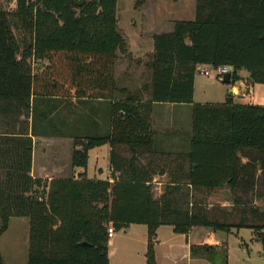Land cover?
<instances>
[{
    "label": "trees",
    "instance_id": "1",
    "mask_svg": "<svg viewBox=\"0 0 264 264\" xmlns=\"http://www.w3.org/2000/svg\"><path fill=\"white\" fill-rule=\"evenodd\" d=\"M15 1L14 11L0 10V100L29 111L32 97L115 99L117 55L127 52L118 0ZM198 66L231 67L232 84L245 70L252 84L264 85V0H197L194 21L176 22L173 31L155 35L149 99L129 95L114 101L111 134L76 141L73 167L87 170L89 151L106 144L133 152L149 146L152 106L193 104ZM32 150L31 138L0 137V237L11 218H28L29 264H110L108 230L130 225L149 228L147 264H157L154 239L162 225L182 235L194 227L247 228L264 247V207L254 204L255 198L264 203V107L232 98L193 106L185 178L194 192L229 188L233 207L220 215L182 197L156 200L151 180L138 170L126 169L113 183L89 180L86 173L79 179H35ZM111 160L114 171H121L119 154L113 151ZM200 251L228 264L227 248L192 247V254Z\"/></svg>",
    "mask_w": 264,
    "mask_h": 264
},
{
    "label": "crops",
    "instance_id": "2",
    "mask_svg": "<svg viewBox=\"0 0 264 264\" xmlns=\"http://www.w3.org/2000/svg\"><path fill=\"white\" fill-rule=\"evenodd\" d=\"M134 9L144 16L143 12L147 9V5L134 7ZM149 19L153 21V23L148 24L150 28L149 31L142 32L141 30L142 33H140V35L131 34V36H129L123 34L126 36L125 38L130 52L136 56L143 55L141 43L144 42L145 38H147L153 52L154 36L162 34L161 32L152 33L154 29L151 26L163 25L165 23H162L156 14L153 15V17H151L150 14ZM133 26L135 27L136 24H133ZM200 67L201 66H198L197 69ZM249 76L250 75L247 74L241 75L242 78L240 83H242L244 90V96L242 98L230 97L229 92L234 88V85H228L225 100L218 103H200L199 105H223L227 102L228 98H232L235 104L264 107V105L253 104L251 101H246L249 96H252V99L254 98L256 88L259 86V84H252L249 80ZM246 88H249L250 91L246 92ZM124 90H126V88H124ZM195 96L196 81L194 83L193 104H154L152 106L151 129L149 133L151 143L149 146H142L143 144H141L135 152L126 145H118L113 148L110 144H106L91 149L89 151V162L92 153L96 155L93 174L89 172V163L87 170L74 168L72 163L73 153L76 149V141L86 138L85 136H81L82 133H85V127L81 121V105H88L93 108L95 112L90 130L88 131L95 135L105 136L111 134L113 129L112 105L114 101L122 98L116 100H93L76 97H32L29 111L15 101L0 100V137L11 135L32 139L31 176L35 179H41L45 182H50L54 179H79L80 174L86 173L89 180H101L113 183L120 179L121 173L126 169L129 171L138 170L144 177L151 180L149 183L153 185L154 197L156 200H160L164 197H182L184 202L190 203V206H192L194 201H197L203 204L209 211L217 208V214L220 215L222 211L230 212L233 207L232 195L229 188H222L212 192L206 190L194 192L190 182L185 178V175L190 170V163L187 156L191 151L193 106L196 105ZM53 114L57 115L56 121H52ZM184 121L191 123L190 131L184 130ZM185 128L188 129L187 126H185ZM113 151L120 156L122 164L121 171H114L111 160ZM134 158L135 164L133 166L132 160H134ZM101 160H105L108 165L106 172L102 167ZM242 161L246 163L247 159L243 158ZM260 173L261 172H259V175ZM175 187H179L180 189L175 190ZM222 195L225 197L224 200L221 199ZM260 201L263 202V200L255 198L254 204L259 206ZM21 219H25V221H23L24 239L0 247V255L3 264H29L30 221L28 218ZM142 226L146 227V233L145 231L144 233L147 240L143 242L144 251H142L147 258L149 247V228L147 225H130L127 229L121 231V233L128 238L131 233L138 230L133 228H142ZM165 226L173 228L175 237L172 240H159V231ZM9 230L10 227L8 226L7 231L0 239ZM211 230L214 231L213 229ZM191 231L188 235H182L178 234L176 228L172 225L160 226L156 231L154 239L157 264H160V261L161 264H164L166 261L170 264H186L185 262L187 261V263L190 264L192 258L207 259L203 251H200V253L196 255L192 254V247L213 245H208V243L205 242L197 245L191 244ZM114 238L115 235L109 239L108 256L110 264H112V254L117 249V246L114 245L113 240H111ZM122 247L126 253L129 252L128 246L125 245Z\"/></svg>",
    "mask_w": 264,
    "mask_h": 264
},
{
    "label": "rangeland",
    "instance_id": "3",
    "mask_svg": "<svg viewBox=\"0 0 264 264\" xmlns=\"http://www.w3.org/2000/svg\"><path fill=\"white\" fill-rule=\"evenodd\" d=\"M196 4L197 0H118L117 4V18L118 29L122 34L131 36L140 35L143 31H149V25L153 23L149 19L156 14L161 20L163 25H152L154 29L152 33H165L171 32L174 29L176 22L179 21H194L196 18ZM147 5V9L142 13L137 12L134 7ZM16 9L15 0H0V10L8 12ZM170 15H169V14ZM165 19V20H164ZM167 23V24H166ZM133 24H136L134 27ZM142 30V32H141ZM18 37L23 34L16 32ZM124 36V35H123ZM126 36H124L125 38ZM126 40V38H125ZM127 42V40H126ZM138 44V43H136ZM142 53L141 56H136L129 50L127 43V52H119L115 65V79L117 91L115 99L126 98L129 95H139L143 100L149 99V89L151 85V64H152V50L150 48L147 38L141 43ZM201 70L208 71L209 76L203 75L198 70L195 75L196 81V104L213 102L218 103L225 100L227 95L228 85L223 84L217 76V72L210 66H201ZM249 75L245 70L239 72L241 75ZM126 88V93H120V90ZM251 101L253 104L264 105V86L259 85L256 88L254 98L249 96L246 100ZM82 123L85 127V133L81 136L93 137L99 136L90 133L93 117L95 116L94 109L88 105H81ZM54 121L57 118L56 114L52 115ZM56 121V120H55ZM187 126L188 129L185 128ZM191 123L184 121V130L190 131ZM92 130V129H91ZM83 132V131H82ZM104 136V135H102ZM95 153H92L89 162V172L93 174L95 165ZM104 171H107V163L101 160ZM108 162V160H107ZM227 196V194H226ZM229 197V195H228ZM224 196L221 199L224 200ZM218 199V200H221ZM259 207L263 208V202H259ZM27 220V219H26ZM25 219L11 218L9 227L10 230L0 239V247L15 241H22L24 239V222ZM28 221V220H27ZM0 219V228H1ZM138 229L131 233L128 238L121 232H115L113 244L117 249L112 254V264H147V258L143 253L144 245L146 242V227L133 228ZM143 229V230H142ZM145 231V233H144ZM175 237L173 228L165 226L159 231V240L169 241ZM184 239V238H183ZM190 242L193 245L202 242L208 243L215 247L227 248V263L228 264H264V247L262 242L254 240V234L251 229L242 228L239 230L233 229L230 232L226 231H212L208 228H192L190 234ZM128 246L129 252L123 250L122 246ZM122 248V249H121ZM143 250V251H142ZM186 264L187 261L185 262ZM222 264L221 260L215 259H199L192 258L190 264ZM161 264V261H160ZM163 264V263H162ZM164 264H170L167 261ZM179 264V263H176Z\"/></svg>",
    "mask_w": 264,
    "mask_h": 264
},
{
    "label": "water",
    "instance_id": "4",
    "mask_svg": "<svg viewBox=\"0 0 264 264\" xmlns=\"http://www.w3.org/2000/svg\"><path fill=\"white\" fill-rule=\"evenodd\" d=\"M221 82L226 85H234V88H232L229 92V96L232 98H242L244 96L243 93V85L242 83L237 82L235 84H232V78H231V73H228L227 75L224 76L223 79H221ZM250 89L246 88V92H249Z\"/></svg>",
    "mask_w": 264,
    "mask_h": 264
},
{
    "label": "built area",
    "instance_id": "5",
    "mask_svg": "<svg viewBox=\"0 0 264 264\" xmlns=\"http://www.w3.org/2000/svg\"><path fill=\"white\" fill-rule=\"evenodd\" d=\"M200 71L201 74L203 75H206V76H209L210 73L208 71H203L201 70V68H198L197 71ZM215 71L217 72V76L221 79L224 78L225 75H227L228 73H232L233 69L231 67H228V66H223V67H220L218 69H215ZM114 231L113 229H109L108 230V236L109 238L113 237L114 236Z\"/></svg>",
    "mask_w": 264,
    "mask_h": 264
}]
</instances>
